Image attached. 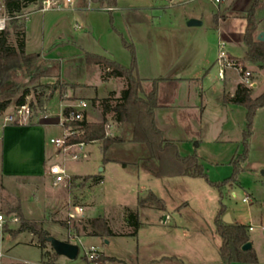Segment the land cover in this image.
Segmentation results:
<instances>
[{
    "label": "rangeland",
    "instance_id": "1",
    "mask_svg": "<svg viewBox=\"0 0 264 264\" xmlns=\"http://www.w3.org/2000/svg\"><path fill=\"white\" fill-rule=\"evenodd\" d=\"M54 1L59 3V8L41 10L43 3H37L24 10L30 13L25 24L27 51L41 53L56 62L55 65L42 63V66H50L52 76L37 81L40 85L58 87L53 99L44 106L49 110L46 117L52 124L45 126V149L49 160L46 166L59 162L66 171L78 172H98L103 167L100 143L87 144L86 158L75 159L67 152L62 153V158L57 159L55 154L59 155L58 148L50 143V139L64 134V128L59 124L63 109L60 101L79 99L78 94L71 90V87L76 86L73 81L85 82L82 79L84 74L94 67L85 63L84 51L110 57L128 66L131 62V53L123 43L124 38L134 46L138 65L143 68V75L168 76L172 74L173 67L178 66L184 70L185 75L194 74L199 77L198 82L193 84H179L176 92L180 96L179 99L187 104L202 103L206 106L202 125L197 124L199 110L190 109L181 112L182 120L176 121L177 125L170 127V132L175 138L189 136L188 142L178 143L179 151L184 155H197L204 164L210 180L223 181L231 176L233 171L231 160L242 152L243 148L242 137L247 123V109L242 105L226 102L224 104L223 99L234 93L245 70H249L257 82L253 87V96L264 91V69L243 61L246 47L241 38L246 20L236 16L237 13L249 9L253 0H225L219 7L208 0H119L121 8L113 12L103 10L108 7L90 3L89 0L79 5L84 9L78 8L80 0H72L71 4L66 0ZM215 13L220 16L226 14L225 18L223 16L219 18L228 32L229 44L226 45V50L239 65L238 70L236 67L227 69L224 80L218 76L219 35L213 24ZM256 15L264 18V1L258 6ZM190 19L201 21V25L188 26L187 22ZM259 30H264V20L259 23ZM58 64L60 71L57 69ZM239 67L243 70H239ZM179 75L180 73L176 76ZM12 78L24 86L28 84L31 75L15 71ZM145 87L146 91L152 89L149 83H146ZM168 91L167 88V94L163 95L167 99L170 98ZM15 98L12 103L15 102ZM35 98L32 93L27 97V101L35 102ZM92 99L88 101L89 109L92 108ZM33 108L30 122L46 114L43 107L35 105ZM196 128L201 132V145L196 138L191 137ZM129 135L130 130L125 133V138ZM249 142L248 158L243 163L244 171L238 177L240 185L226 187L223 196H220L218 190L204 178L187 176L167 178L164 182L156 180L157 185L154 187L156 195L164 201L165 210H159L154 206L138 208L135 204L137 196H145L149 191L137 192L139 187L132 188L134 182L131 180L123 183L111 181L112 185L106 183L103 188L97 187L93 191L82 187L81 193L71 187L74 203L91 202L85 211L86 216L110 215L112 220L110 219L109 224L117 235L105 241L86 236L83 231L77 233L71 227L82 218L81 216L69 221L68 217L66 220H56L55 214L50 216V213L47 219L33 220L42 222L53 238L76 244L82 241L86 247L95 245L108 256H126L130 251L137 249L148 254L157 250L166 257L175 254L190 264H221L219 258L221 238L215 232L214 218L222 203L227 207V212L232 213L233 218L247 225L251 222L252 230H248V234L261 252L259 264H264V225L255 219L261 210L255 200L251 201L254 205L243 201L246 195L254 196L260 202L264 200V107L256 112ZM132 149H136L134 156L129 152ZM107 156L126 162L136 173L139 165L147 168L153 165L143 144L126 142L123 145H116L108 151ZM112 167L117 172L122 165ZM48 184V180L43 179L39 184L38 193L35 192L39 198L36 201L30 200L29 205L25 206L27 209L31 205L38 208L33 217L41 216L39 209L43 206L44 196L52 191ZM1 197L3 208L0 211L8 218L2 229L18 235L12 237L11 234L5 233L2 264H40L43 261L41 248L31 243L37 241L36 236L28 231L17 232L19 218L7 213L18 203L11 204L13 200L0 188ZM126 208L139 211L141 224L139 235L129 234L133 228L125 220ZM166 214L171 217L168 225L161 223ZM12 217H17L18 221L10 220ZM64 225H69L70 228ZM79 247L81 257L84 248L82 245ZM60 257L61 259L56 260L64 262L66 257Z\"/></svg>",
    "mask_w": 264,
    "mask_h": 264
},
{
    "label": "trees",
    "instance_id": "2",
    "mask_svg": "<svg viewBox=\"0 0 264 264\" xmlns=\"http://www.w3.org/2000/svg\"><path fill=\"white\" fill-rule=\"evenodd\" d=\"M43 0H0V8L4 5L9 14L23 11L32 4L42 3ZM90 3L102 7L113 8L117 0H89ZM264 0H253L249 9L236 14L237 17L246 20V26L242 35V41L246 47L243 61L257 65L264 69V42L257 39L259 30V20L257 8ZM224 18L226 14L221 15ZM218 13L214 14V23L218 28ZM125 47L131 53V62L128 66L120 62L96 53L84 51L83 56L87 65H99L103 70L102 79L108 80L111 77L122 78L125 81L124 88L118 97L93 98L92 106H98L102 112L101 122L74 121L70 126L78 130V135L70 136L66 144L85 142L87 144L98 142L101 144L103 161H109L107 156L110 149L116 145L143 144L153 161L150 172L157 178L187 176L193 178H204L212 187L216 188L223 196L226 187L238 186V177L244 171L243 163L248 158L249 141L252 136V124L258 109L264 107V91L257 96H253V87H247L243 83H238L233 94L225 96V101L235 105L245 106L247 109V123L243 131L242 152L237 154L232 160L233 171L231 176L223 181H212L209 179L207 170L199 157L195 154L183 155L179 151L176 141L165 138L163 131L158 127L155 119V111L158 104V84L160 80L154 79L152 89L146 92L143 87V78L139 74L138 61L134 46L123 38ZM55 65V60L45 59L40 53H28L25 48V29L20 28L16 21H11L4 31H0V115L13 102L20 105L27 101V97L32 93L35 95V102H30L33 107L38 105L44 107L49 103L58 87L40 85L38 79L51 77L50 66H42V63ZM52 67V66H51ZM60 71V65H57ZM15 71H23L31 75L27 85L16 83L12 74ZM69 107L64 109L65 112ZM115 123L118 127H129L130 135L113 134L107 135V124ZM127 139V140H126ZM127 166L126 162H122ZM99 182V180L97 181ZM138 208L154 206L159 210H165L164 201L154 192L149 191L145 196H139L137 200ZM125 220L133 228L129 234L137 235L140 229L139 211L125 209ZM227 212V207L221 203L214 218L215 232L221 238L219 255L223 264H257L258 256L254 248L243 250V246L250 241L248 227L244 224H226L222 217ZM8 214H14L20 220L17 232L28 231L36 236L37 241H32L42 250L43 258L48 262H54L59 257L49 246L51 236L44 228L42 222L25 218L20 203L9 209ZM67 224V223H63ZM70 228L69 225H64ZM77 233L83 231L86 236L97 237L106 240L117 235L109 224L105 216L83 218L71 226ZM100 262L109 264H128L126 261L108 256L104 253L99 257ZM166 262H180L176 257H162L152 264Z\"/></svg>",
    "mask_w": 264,
    "mask_h": 264
},
{
    "label": "crops",
    "instance_id": "3",
    "mask_svg": "<svg viewBox=\"0 0 264 264\" xmlns=\"http://www.w3.org/2000/svg\"><path fill=\"white\" fill-rule=\"evenodd\" d=\"M234 1V0H232ZM85 2L86 0H80L78 3V8L84 9V7H79L81 3ZM235 3V2H234ZM83 6V5H81ZM28 8V7H27ZM121 8L119 0L117 1L116 7L113 8H107L103 10L108 11H115V9ZM136 10V9H135ZM138 10V9H137ZM191 20V19H190ZM258 20L261 22L264 20L263 16H259ZM259 22V23H260ZM214 28L218 32V28L214 23ZM201 25V24H200ZM189 26V25H188ZM199 26V25H195ZM264 31V30H258V33ZM257 33V34H258ZM25 48L27 51V29L25 26ZM28 53H33L29 52ZM37 53V52H36ZM41 54V53H40ZM98 54V53H96ZM45 59L46 56L42 55ZM53 60V59H50ZM139 74L141 78H143V87L146 91V83L150 84V88H152V82L154 79H163L159 81L158 84V104L159 107L155 111V119L158 127L163 131L165 138L169 140L176 141L177 143L180 142H188L189 136H186L185 138H175L173 135H171L170 127L176 126V121L182 120L181 112L193 109L195 111H198V117H197V124L202 125L203 119H204V112L206 110V106L201 104H187L179 99V94L176 92L177 87H179V84H193L194 82H198L199 77L194 76V74L191 75H185L184 70L181 67H173L172 74L168 76L163 75H157L154 76L153 74H144L143 75V68L139 64ZM84 74V77L82 79L85 80V82H79L74 80L73 83H75V87H71L73 93H77L78 98L77 100H66V101H60V104L64 108L66 105L74 103L78 100H86L89 101L90 98H107V97H118L124 88L125 81L122 78H114L111 77L108 80H103V70L99 65L94 66L90 70H87ZM180 73V75L177 77L176 75ZM168 88V94L170 96L169 99L165 98L163 95H165L166 90ZM69 90V89H68ZM149 92V91H146ZM173 93V94H172ZM167 94V93H166ZM225 97L223 99V103L225 104ZM228 103V102H226ZM90 109L86 111V118L87 120L91 122H101L103 120V115L100 110V108L94 107L91 104ZM95 115H98L97 117ZM95 116V117H94ZM51 121L48 120V118L44 115L36 117L31 123L28 125L23 126H16V125H10L5 128L3 132V140L0 144V188L2 191H5L8 196L13 200L10 203H20L21 210L27 219H35V220H43L47 219L48 215L50 216L55 214V219L57 220H66L68 217L69 212L72 211L73 206H79L83 209V215L81 216L83 218H92L85 215V211L87 210V207L91 204L90 201L82 202L81 204L74 203L71 197V187L76 190L77 192H82V187L84 189L89 188L90 190H94L97 187L103 188V186L106 183L111 184V181H116V183H123L127 180H131L134 182L132 188H137V192H145V191H152L155 194L157 193L155 188L157 185L156 180H160L161 182H164L167 178H173V177H166V178H157L155 177L150 170L147 167L138 166L137 173L134 172L132 169H130L128 166L122 165V160H119L118 158H113L109 161H103L102 158V164L103 167L98 172H78V171H67L69 177H71V180L65 185L58 188H52L50 186L51 176L49 174V166H46L47 157H46V125H52L50 123ZM111 124V130L110 132L112 134H118L125 135L130 130L129 127H118L115 126L112 122ZM171 125V126H170ZM118 129V130H117ZM114 131V133H113ZM201 132L196 128V131L192 134L191 137L196 138L198 140L199 145H201ZM95 143V142H93ZM87 146V145H86ZM135 146V145H134ZM179 146V144H178ZM146 148V147H145ZM131 154L133 156L135 155L136 149H132ZM62 153L59 152V155L56 153L55 156L57 159L62 158ZM146 153L148 154V151L146 149ZM184 155V154H183ZM189 155V154H187ZM149 156V154H148ZM52 157L49 156V159ZM112 165H118L121 167L119 169L120 171H117L112 167ZM118 173V174H117ZM137 175H136V174ZM135 174V175H134ZM117 175V176H116ZM179 177H185V176H179ZM45 179L48 180L49 188L52 190L50 193H48L46 196H44L43 206L40 211V217L38 216L33 217V213H36L38 211V208L35 207V205H31L28 209L25 208L26 204L29 203L30 200L39 198L35 192L40 188L39 184L41 181ZM134 179V180H133ZM99 180V182H97ZM112 185V184H111ZM23 189V190H22ZM28 189V190H26ZM21 191H26V193H21ZM248 196V195H246ZM136 198V205L137 200ZM40 200V199H39ZM43 200V199H42ZM252 200H255L256 204H259L260 212L256 215V218L258 223L260 222L262 225H264V200L260 202V200L254 196L249 197V201L251 203ZM31 204V203H30ZM29 205V204H28ZM42 205V204H41ZM135 205V206H136ZM251 205H254V203H251ZM126 207V205H124ZM3 208V200L2 197L0 198V209ZM0 213H3L0 211ZM6 217L7 215L3 213ZM232 219L235 221V223L244 224L241 221H239L237 218H233L232 213L230 212ZM169 216V219L171 220V217L169 214H166ZM165 215V216H166ZM104 216V215H100ZM165 216L162 218L161 223L164 225H168L170 220L165 222ZM106 217V216H105ZM110 221V215L106 217ZM112 220V219H111ZM248 227V230L250 229L251 222L249 225L244 224ZM140 232V231H139ZM137 233L138 235L140 233ZM5 233L11 234L12 237H18V235H13L12 233L6 231L5 229H0V264H2V248L4 244V235ZM90 237V236H89ZM92 238V237H91ZM250 241L253 245V248L255 249L257 256H258V263H260V254L261 252L258 251V249L255 246V241L250 238ZM51 247V246H50ZM157 250L151 251L150 254H148L145 251H140L139 249L130 251L126 256H116L124 261H126L128 264H152L153 261H158L162 257H166L163 254H159ZM114 256V255H111ZM169 256L176 257L181 263L190 264L183 260V258L176 256L175 254H170ZM41 257L42 262H45L47 259L44 260L42 256V250H41ZM220 258V255H219ZM55 259H61V257H57ZM221 262V259H220ZM159 263H165L160 261ZM28 264V263H26ZM157 264V263H155ZM221 264H223L221 262Z\"/></svg>",
    "mask_w": 264,
    "mask_h": 264
},
{
    "label": "built area",
    "instance_id": "4",
    "mask_svg": "<svg viewBox=\"0 0 264 264\" xmlns=\"http://www.w3.org/2000/svg\"><path fill=\"white\" fill-rule=\"evenodd\" d=\"M216 7H219L225 0H208ZM68 4H71L72 0H66ZM43 8L41 10H45L52 7L59 8L60 5L58 2L54 0H43ZM25 10V9H24ZM21 11L14 14H9L3 5L0 8V31H4L11 21H16L20 28L25 29V24L27 23L30 13H26ZM221 20V19H220ZM219 20L218 24V35H219V55L217 59V66H218V76L221 80L225 79V74L227 69L236 67L238 70V64L235 63V60L229 55V52L226 50V45L229 44L227 38V29L224 24H221ZM239 70H243V68L239 67ZM241 83L246 85L247 87H254L257 85V82L253 79L252 73L249 70L243 71V76ZM66 107H69L67 112L64 111ZM33 106L29 101H26L23 104L17 105L11 103L0 115V144L3 140V132L6 127L10 125L16 126H23L28 125L33 116ZM89 109V102L86 100H78L74 103L66 105L61 113L59 118V124L62 125L64 128V134L61 137L51 138L50 143L53 144L55 147L58 148V152L67 153L69 152L70 155L75 158H86L87 153L85 152V148L87 143L85 142H78L72 144H66V140L70 136L78 135L80 132L78 130L73 129L70 124L74 121H83L86 117V111ZM43 110H46V114L48 113L47 107H43ZM107 135H111V124H107ZM49 174L51 176L50 186L52 188H58L61 186H65L70 180L65 167L61 165L59 162H53L49 166ZM244 202L249 201V196H245L243 198ZM83 215V209L79 206H73L72 211L68 214V221L72 218H77ZM10 220L16 222L18 221L17 217H12ZM169 220V216H165V222ZM8 221V218L3 214L0 213V229L3 228L4 224ZM252 227L250 226V229ZM82 245L84 248V254L79 257V253L76 259L71 260L66 258L64 262H58L55 260L54 262H41L40 264H109V263H102L99 260V257L103 254L99 247L95 245H90L86 247L82 244V241H79L78 246ZM80 249V247H79ZM79 258V260H78ZM157 264H185L181 262L175 263H157Z\"/></svg>",
    "mask_w": 264,
    "mask_h": 264
},
{
    "label": "water",
    "instance_id": "5",
    "mask_svg": "<svg viewBox=\"0 0 264 264\" xmlns=\"http://www.w3.org/2000/svg\"><path fill=\"white\" fill-rule=\"evenodd\" d=\"M187 24L189 26L200 25L201 21L196 20V19H191L187 22ZM257 39L259 41L264 42V31H261L257 34ZM222 220L226 224H234L235 223V221L231 217V214L228 212H226L223 215ZM49 243H50V246L52 247V249L59 256H64V257L71 259V260L76 259L78 256L79 246L76 243H72V242H68V241H64V240H59V239H56L53 237L50 238ZM242 248H243V250H249V249L253 248V245H252L251 241H249Z\"/></svg>",
    "mask_w": 264,
    "mask_h": 264
}]
</instances>
